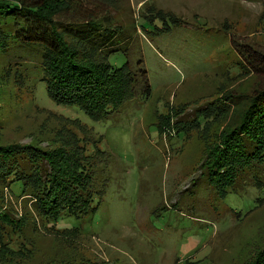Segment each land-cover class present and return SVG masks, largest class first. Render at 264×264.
<instances>
[{"label":"rangeland","instance_id":"obj_1","mask_svg":"<svg viewBox=\"0 0 264 264\" xmlns=\"http://www.w3.org/2000/svg\"><path fill=\"white\" fill-rule=\"evenodd\" d=\"M110 13L126 45L87 55L145 70L151 89L139 78L103 121L49 98L38 52L0 49V144L54 149L83 137L102 153L89 218L48 222L29 193L3 189L0 215L15 224H0V263L246 264L264 248V187L245 178L223 197L200 166L264 88V0H118Z\"/></svg>","mask_w":264,"mask_h":264},{"label":"trees","instance_id":"obj_2","mask_svg":"<svg viewBox=\"0 0 264 264\" xmlns=\"http://www.w3.org/2000/svg\"><path fill=\"white\" fill-rule=\"evenodd\" d=\"M117 2L0 0V49L18 46L38 52L41 80L49 98L58 105L78 107L93 121L106 120L110 112L134 98L139 78L147 84L145 70L133 72L127 63L113 67L107 60L87 55L108 57L126 45V34L115 29L110 13ZM150 89L147 84L145 91ZM225 107L226 111L232 109ZM238 117L217 142L207 146L200 166V180L223 197L238 193L237 182L245 178L259 189L264 187V88L248 96ZM74 139L77 145L65 143L54 149L0 144V193L3 189L12 193V187H18L21 196L29 193L35 212L48 222L91 217L100 205L91 171L102 153L96 146L95 153L89 152L84 144L88 139ZM4 222L15 224L2 214L0 224ZM2 253L0 260H5ZM246 264H264V248Z\"/></svg>","mask_w":264,"mask_h":264}]
</instances>
